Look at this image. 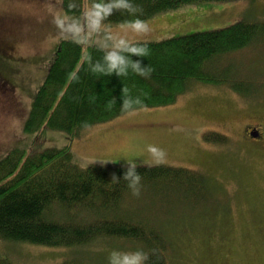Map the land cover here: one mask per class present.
Listing matches in <instances>:
<instances>
[{"label":"rangeland","instance_id":"rangeland-1","mask_svg":"<svg viewBox=\"0 0 264 264\" xmlns=\"http://www.w3.org/2000/svg\"><path fill=\"white\" fill-rule=\"evenodd\" d=\"M90 7L88 2L84 13L71 15L56 0H0V45L15 47L14 55L0 48V72L17 88L0 92V159L15 149L31 155L70 146L80 167L94 160L113 161L95 163L108 167H126V160L147 166V145H155L167 153L159 166L199 172L206 184L195 192L184 182L154 183L139 197L125 196L122 209L130 221L145 225L161 242L163 260L152 261L264 264V138L253 139L246 131L253 126L264 131V37L210 64V72L221 70L232 82L191 79L172 104L128 111L76 134L45 127L24 131L34 93L65 39L53 17L69 15L83 23ZM239 20L264 21V0L202 2L160 13L146 21L147 36H127L159 41ZM122 25L105 21L113 34H125ZM113 250L147 252V245L124 236L66 247L0 239V255L14 264H109Z\"/></svg>","mask_w":264,"mask_h":264},{"label":"trees","instance_id":"trees-1","mask_svg":"<svg viewBox=\"0 0 264 264\" xmlns=\"http://www.w3.org/2000/svg\"><path fill=\"white\" fill-rule=\"evenodd\" d=\"M228 1L236 0H132L143 9L138 14L143 21L202 2ZM69 2L63 0L64 11L79 15L88 2L92 5L100 0H75L77 7L71 11ZM136 18L115 12L107 22L125 24ZM262 37L264 21L239 20L223 28L159 41H137L147 43L150 55L131 58L154 68L150 79L131 71L121 78L94 74L88 58L93 62L102 60L104 53L95 46L62 39L34 93L24 131L37 132L45 127L76 134L87 126L115 118L128 112L120 108L124 87L132 97H140L143 103L135 109H141L174 103L191 79L232 82L229 74L210 72L208 67L230 52L253 46ZM113 97L116 105L109 109L107 104ZM125 168L97 164L80 167L70 146L31 155L23 149L11 151L0 159V239L66 247L88 244L101 236H124L147 245V264H155L154 257L163 260L157 234L142 223L131 222L122 209L125 196L131 192L123 180ZM137 172L142 175V188L154 183L178 186L184 182L193 191L202 192L206 184L201 173L186 168L138 166ZM112 174L120 179L119 183L112 182ZM0 264L14 263L0 255Z\"/></svg>","mask_w":264,"mask_h":264},{"label":"clouds","instance_id":"clouds-1","mask_svg":"<svg viewBox=\"0 0 264 264\" xmlns=\"http://www.w3.org/2000/svg\"><path fill=\"white\" fill-rule=\"evenodd\" d=\"M56 3L63 4V0H56ZM55 5L50 4L49 7ZM77 7L75 0H70L68 10L71 11ZM115 12L137 15V18L127 21L122 28L123 35L113 34L106 30L105 21ZM143 9L134 4L132 0H100L91 5L90 9L84 14V22L81 23L77 17L69 15H56L53 17V23L59 30L61 37L70 39L77 44H88L97 47L104 53L102 60L92 61L88 58L90 71L99 76H111L115 74L118 77H127L129 72L150 79L154 68L143 65L141 60H133L132 56L148 57L150 49L147 43H139L129 39L127 33H133L136 36H147L151 32L150 25L138 18ZM123 103L120 106L121 111H134L136 106L143 103L140 97H132L129 90L122 89ZM116 105V99L113 97L108 101L107 107L111 109ZM147 153L151 157V163L148 167L159 166L166 162L167 153L164 149L155 145H147ZM101 165L113 161L94 160ZM83 167V165H82ZM137 162L135 160H126V168L123 174V180L127 182V187L131 190L134 197H139L142 190V175L137 172ZM112 182L119 183L120 179L112 174ZM150 254L143 250L121 252L113 250L109 256V264H147Z\"/></svg>","mask_w":264,"mask_h":264},{"label":"flooded vegetation","instance_id":"flooded-vegetation-1","mask_svg":"<svg viewBox=\"0 0 264 264\" xmlns=\"http://www.w3.org/2000/svg\"><path fill=\"white\" fill-rule=\"evenodd\" d=\"M0 48L3 51H6L9 55H14V51H15V47L10 46L9 51L7 46L2 47L0 45ZM0 92L5 93L7 90H17L16 85L12 84L11 81L9 80V78L7 76L4 75V73L0 72ZM247 133L250 135L251 131H254L258 134V137H252L253 139H263L264 138V131L262 130V128H258V127H251L248 130H246Z\"/></svg>","mask_w":264,"mask_h":264},{"label":"water","instance_id":"water-1","mask_svg":"<svg viewBox=\"0 0 264 264\" xmlns=\"http://www.w3.org/2000/svg\"><path fill=\"white\" fill-rule=\"evenodd\" d=\"M251 136L258 137V134L256 132H254V131H251Z\"/></svg>","mask_w":264,"mask_h":264}]
</instances>
